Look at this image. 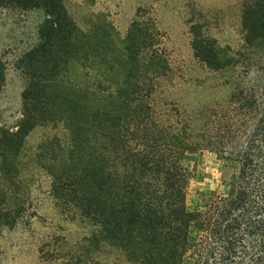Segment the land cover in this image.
Listing matches in <instances>:
<instances>
[{"label": "trees", "instance_id": "obj_1", "mask_svg": "<svg viewBox=\"0 0 264 264\" xmlns=\"http://www.w3.org/2000/svg\"><path fill=\"white\" fill-rule=\"evenodd\" d=\"M42 8L40 43L19 60L26 75L17 130L0 124V231L23 206L20 156L39 125L62 123L68 139L39 146L38 161L52 177L56 204L92 227L83 241L112 245L132 264H264V0H243L244 44L221 46L191 26L196 57L214 71L236 73L235 89L196 126L179 107L154 103L169 70L154 21L135 20L117 54L69 16L64 0H3ZM3 4L1 3L0 6ZM0 58V90L7 80ZM203 148L234 168L227 195L191 211V170L185 157ZM194 222L203 225L196 242Z\"/></svg>", "mask_w": 264, "mask_h": 264}, {"label": "rangeland", "instance_id": "obj_2", "mask_svg": "<svg viewBox=\"0 0 264 264\" xmlns=\"http://www.w3.org/2000/svg\"><path fill=\"white\" fill-rule=\"evenodd\" d=\"M0 58L7 62V80L0 90V124L17 130L23 117V92L27 84L20 58L40 43L39 29L46 19L42 8L25 9L0 0ZM243 0H64L69 16L81 29L102 42L98 51L117 54L135 20L154 21L169 70L158 83L154 103L159 112L179 107L192 115L196 126L215 104L234 91L236 73L214 71L196 57L191 26L215 38L221 46L238 50L244 44ZM68 139L62 123L39 125L25 139L20 156V196L23 211L11 227L0 231V264H132L115 246L99 249L84 243L93 229L71 219L52 195V177L38 161L42 142ZM192 172L188 188L189 210H206L227 195L234 168L209 148L188 154ZM10 184L1 181L0 192ZM203 225L194 222L190 238L196 242ZM185 264H192V253Z\"/></svg>", "mask_w": 264, "mask_h": 264}]
</instances>
